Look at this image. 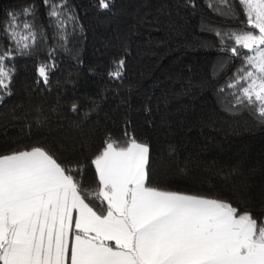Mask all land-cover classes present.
I'll return each mask as SVG.
<instances>
[{
	"label": "trees",
	"instance_id": "trees-1",
	"mask_svg": "<svg viewBox=\"0 0 264 264\" xmlns=\"http://www.w3.org/2000/svg\"><path fill=\"white\" fill-rule=\"evenodd\" d=\"M24 6L34 8L38 38L16 54L2 29L6 14ZM218 7L113 0L101 10L98 0H68L78 23L61 40L43 0H0V52L13 50L15 68L8 91L0 90V154L45 147L64 165H84L82 183L95 187L91 160L106 139L134 136L149 146L152 186L220 197L264 220V123L226 88L243 62L220 50L215 30L241 25ZM120 59L123 75L113 79ZM41 65L51 66L47 84Z\"/></svg>",
	"mask_w": 264,
	"mask_h": 264
},
{
	"label": "snow or ice",
	"instance_id": "snow-or-ice-1",
	"mask_svg": "<svg viewBox=\"0 0 264 264\" xmlns=\"http://www.w3.org/2000/svg\"><path fill=\"white\" fill-rule=\"evenodd\" d=\"M43 2L50 24L66 40L67 26L78 23L68 0ZM112 2L98 0V6L107 10ZM217 2L220 14L241 25L215 30L220 50L243 62L226 88L264 123V0ZM6 15L3 33L16 54H26L38 38L34 8ZM20 17L32 20L21 24ZM13 58L12 49L0 52V90L9 89ZM114 65L109 75L120 79L125 60ZM50 70L37 69L45 84ZM148 163L149 146L134 136L124 143L106 139L91 160L98 184L85 187V166L64 165L45 147L0 154V264H264V220L220 197L152 186Z\"/></svg>",
	"mask_w": 264,
	"mask_h": 264
},
{
	"label": "crops",
	"instance_id": "crops-1",
	"mask_svg": "<svg viewBox=\"0 0 264 264\" xmlns=\"http://www.w3.org/2000/svg\"><path fill=\"white\" fill-rule=\"evenodd\" d=\"M114 246V245H113Z\"/></svg>",
	"mask_w": 264,
	"mask_h": 264
}]
</instances>
